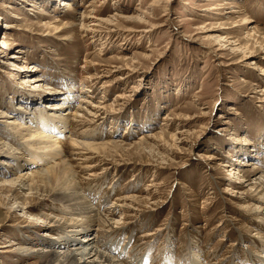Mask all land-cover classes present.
Segmentation results:
<instances>
[{
	"label": "rangeland",
	"instance_id": "374dc122",
	"mask_svg": "<svg viewBox=\"0 0 264 264\" xmlns=\"http://www.w3.org/2000/svg\"><path fill=\"white\" fill-rule=\"evenodd\" d=\"M152 1L0 0V136H13L25 153L10 168L3 160L10 154L0 152V179L35 171L41 154L40 164H55L45 161L52 150L28 144L62 136L65 160L91 206L105 211L125 198L139 200L132 206L138 211L124 201L123 213H113L125 226L97 237L101 252L122 264H180L192 251L210 264H246L247 256L263 255L256 241L264 239V226L253 216L262 201L254 190H239L231 176L241 178L248 161L264 170V0H158L156 8ZM247 17L253 22L246 27ZM37 76L39 88L24 81ZM50 91L59 103L74 92L72 109L84 99L89 110L91 104L107 110L94 121L73 118L62 135L38 130L39 137L22 143L7 116L27 112L17 113L22 124L48 112ZM82 135L89 136L84 142H115L124 151L99 158L72 148L69 141ZM4 186L0 246L7 247L0 248V264H42L41 253H23L44 235L33 216L60 207L22 192L17 202L28 208L21 213Z\"/></svg>",
	"mask_w": 264,
	"mask_h": 264
},
{
	"label": "bare ground",
	"instance_id": "6f19581e",
	"mask_svg": "<svg viewBox=\"0 0 264 264\" xmlns=\"http://www.w3.org/2000/svg\"><path fill=\"white\" fill-rule=\"evenodd\" d=\"M165 1L166 4L169 3V0H165ZM157 3L158 0H153L151 6L153 8H156ZM65 4L66 2H63L62 6ZM164 10H166V12L169 14L168 7H166ZM243 21H244L243 25L246 27L250 26V24L253 22L250 17H247ZM65 24L68 23L66 22ZM55 31L56 32L63 31V28H56ZM252 36H254V33H249L247 35V37H252ZM3 44L6 45L4 42ZM261 76L264 78V73H262ZM24 81H27V83L32 84V87L34 88L40 87L39 86L40 78L38 76L26 78L24 79ZM57 93H58L57 91L55 92V95L54 93H52V91H50V93H47L48 97L47 96L46 97L49 100H53V103L50 102L48 105L45 106L47 107L46 109H50L48 110V112H43L42 110H39L38 115L34 116L32 121L28 118H26L28 120H25V122L23 121L24 123L22 124L28 123L30 126L28 125L24 127V125L17 122V120H19L17 119V117L19 118V115H17V113L20 114L21 116H26L28 115L26 114L27 112L21 113L16 110V112L13 111V113H11L12 115L7 116L10 118L9 122L12 127L11 130L15 131L21 140L24 139L22 143H26V142L28 143V141H32L34 137L36 138L39 137L40 133L37 132L38 130L47 129L48 132H52V133L56 132L60 134L65 132V130H62L61 128H64L67 125V123L68 124L74 123L73 118L80 117L82 119L80 120V122H89L90 120H87L90 119L89 117H91L92 119L97 118V116L104 115L105 110H107L106 107H100V105L97 106L92 104L89 110L86 107H83V104L87 103L86 100L84 99L79 100V102L74 106L75 108L72 109L71 104L73 106L74 105L73 103L75 102V100H72L74 98L73 95L74 92H70L66 95L64 94L63 95L64 100H62V103L54 102L56 101ZM46 97H41V99L44 98L46 99ZM60 99H62V97ZM35 102H36L35 100H30L31 106L36 104L38 105V102L36 103ZM63 112H67V114L66 113L65 114L68 118L62 117L65 115V114L63 115ZM76 112H80V116L76 115ZM90 124L92 123L90 122ZM23 129H26V131L25 130L23 131ZM23 132H27L26 135H23ZM4 133L0 136V152L1 155L10 154V156L8 155L4 157L3 160H6L4 166H8L11 168L14 165H17V163L21 162V161L18 162V160L24 159L23 155H21L24 152L21 143L19 144V142H17L13 136ZM47 134L50 135V133ZM84 136L85 135H82V137L80 138L82 139V141L70 140L69 145L72 148H77V150L78 149L85 150L88 153L89 152L95 153L97 156L102 155L103 156L102 158L113 157V153L124 151L121 145L119 144L117 145V143L115 142L99 143V144L84 142L83 140L89 137V136H85V137ZM61 137L56 136L46 139L45 136H42L41 138H39L41 139L40 145H42V142H45L46 144H48V146L45 144L46 147L45 146L41 147L39 143L28 144L29 148H34V150L36 151L40 150V152L44 151L43 153L47 152L48 151L47 149L52 150L49 151V153L47 152L46 154L47 157L45 161L48 162L50 160H55L56 165L53 164L52 166H49L50 162H48L47 165L46 163L40 164L44 160V156H45L44 154H41L39 157L40 161L36 160L34 163V166H38L35 171H31V169L25 170L23 173H21V175H18L14 178L11 177L8 181L6 180L3 181L2 179H0V183L6 182L4 185L9 186L8 188H10V192L12 193V199H13L12 202L16 205V211H20L21 213H23L24 210L28 208L25 202L24 203L17 202L18 199L23 200L24 197L21 196L22 192L25 193V197L28 200L51 201L54 204L57 203L60 207L58 209L54 208L51 210L49 208L46 209L47 207H44V209L41 210H45V212L42 211L39 215L33 216L34 219L38 220L39 226L42 229H44L43 231L44 235L42 234V237L41 236L39 237L38 241L40 245L38 247L34 248L33 251L30 253H28L27 251H24L23 253L29 256H31L35 252L41 253L38 256V258H40L42 264H122L119 263V260L117 261L115 258H112L111 256L105 254V252H101L98 241L96 240L97 237L102 233L103 234L107 232L111 233V231L122 230L125 225L123 223L121 224L120 220H117L113 213H116V209L117 212L123 213V211L121 210H125L124 208L126 206V204L125 205L123 204L124 201H129L131 205L130 207H128L129 209H134V211H138L139 208L135 209L132 206L134 205L138 207L136 202L139 200L136 201V199L133 197L125 198L124 200H122L121 203L122 205L114 204V206L109 207L105 211L97 210L93 206H91L88 203L87 199L82 194L83 188L80 185L84 184V182L77 176L75 169L70 167L68 165L69 163L67 162V160H65L66 149L62 148L61 146V142H62L60 139ZM147 139H153V137L140 139L139 141H141V143L138 144H146L144 142ZM28 156H30V158H34V156H31V154H28ZM254 158L257 161V157L254 156ZM100 162L101 160H99L98 163ZM252 162L253 161L246 162L245 165L249 167V169L241 170L240 172L241 178L235 177L236 175H239L236 172L233 173V176L231 177L232 179L235 178V180H238V184L240 185V188H238L239 190L246 189L247 193H250L251 190H254L256 194L260 195L258 200L262 201V204L260 207L257 208L256 212H254L253 216L258 223H262V227H263L264 226V170L262 169L261 171L260 167H257V162L255 163ZM242 163L243 162H238L239 165H241ZM19 167H21V165H18V168ZM3 171H1L0 169V176L5 175ZM230 172H232V169L230 170ZM7 175H11V174H7ZM4 185H1L0 189L4 188L5 187ZM231 192L232 191L229 190L226 192V194ZM233 193H237V191H234ZM16 194H19L20 196H16ZM247 195L249 194H246V196ZM88 231L92 233L89 234L87 233ZM53 233L56 234L58 233V234L55 236V234ZM259 234L260 233H257V236ZM49 235H51L54 238V240L46 241L45 237H49ZM78 235H80V237L77 239ZM48 242L52 244H47ZM190 242L192 243V241ZM256 244H259L257 248H259V250L262 252L263 255L259 257L255 256L256 259H254L253 257L251 258V256H247L245 259L241 260L242 262L246 264H264V239L258 243L256 241ZM12 245H14L13 242ZM65 245H67V247H65ZM3 247H7V246H0V248ZM42 248H44L45 251H39ZM55 248L56 250H54ZM189 255L191 257H185L183 255L180 258L181 259L180 264H207V263L210 264L212 261L211 260L210 262H208V260H206L205 262V257L201 251H199L197 254H194L192 251V253H189ZM168 261L169 260H166L167 264ZM219 264H239V263H237L234 259V261L227 263L219 262Z\"/></svg>",
	"mask_w": 264,
	"mask_h": 264
}]
</instances>
